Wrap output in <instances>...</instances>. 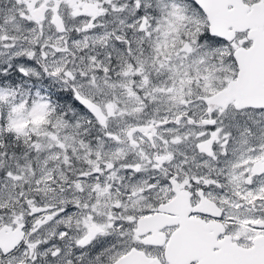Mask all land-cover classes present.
<instances>
[{"label": "snow or ice", "instance_id": "snow-or-ice-1", "mask_svg": "<svg viewBox=\"0 0 264 264\" xmlns=\"http://www.w3.org/2000/svg\"><path fill=\"white\" fill-rule=\"evenodd\" d=\"M0 264H264V0H0Z\"/></svg>", "mask_w": 264, "mask_h": 264}]
</instances>
